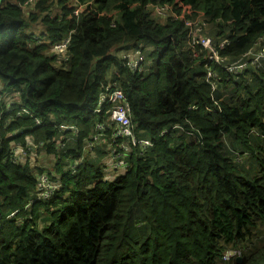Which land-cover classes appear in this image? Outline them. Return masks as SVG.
I'll return each instance as SVG.
<instances>
[{
	"label": "trees",
	"instance_id": "trees-1",
	"mask_svg": "<svg viewBox=\"0 0 264 264\" xmlns=\"http://www.w3.org/2000/svg\"><path fill=\"white\" fill-rule=\"evenodd\" d=\"M27 1L0 0V264H264V59L244 56L264 46V0ZM107 87L149 147L110 141ZM29 141L38 165L12 159ZM38 174L60 186L32 202Z\"/></svg>",
	"mask_w": 264,
	"mask_h": 264
},
{
	"label": "built area",
	"instance_id": "built-area-1",
	"mask_svg": "<svg viewBox=\"0 0 264 264\" xmlns=\"http://www.w3.org/2000/svg\"><path fill=\"white\" fill-rule=\"evenodd\" d=\"M70 2L71 3H70L69 7H70V9H72L71 10L72 15H77L81 11V9L84 7V5L79 3L77 0H72ZM54 13H59V12L57 9H55ZM38 34L36 36H38ZM36 40L39 43V39L36 38ZM69 41H70V35H67L64 39H62L61 41L54 44L52 46V49L56 53H62L66 49V47L68 46ZM201 44L206 48H210L212 51V55H210L208 57V59L217 62L218 61L217 52H216V50L211 48L210 41L204 40V41H201ZM222 46L223 45H221L220 47H222ZM253 52H254V50H251L248 53L244 54V56L249 54V56H248L249 60L254 58V57H256V59L258 61L264 59V46L260 49V51L258 53H253ZM128 57H129V55H128ZM141 61H142V58H140V53H139V57L135 63V67H137L141 63ZM258 61L253 60L252 64H256ZM256 65H260V63H258ZM246 66H247V62H244V63H241L237 66L227 67L226 69H227V71H230L233 74H237V73L241 72V70L244 69ZM207 76L210 77L211 72H208ZM212 89H213V87H212ZM106 104L108 105L107 110H106L108 112L106 120L109 123L108 129L111 131L110 132L111 133L110 141L114 142L115 138H119V137L124 136V137H127L129 139L130 144L133 145L134 147H136L137 145H139L142 148H147L150 146V140L149 139H146V140L136 139L133 136V134L131 133V120H129L130 119L129 110L126 106L124 95L120 90H117V89L111 90L109 87H107L106 90L104 92H102V94H100L99 100H98V106L95 107L93 112H95L96 114H99V112L101 110V106L106 105ZM23 111H25V109H23ZM127 116L129 117V119ZM36 123H37V125H39L40 121L36 120ZM102 126H103V124H100V123L96 124L95 129H101ZM59 127L64 128V130H67V131H73V133L78 132L77 128H75V127L73 128L71 126H65V125H60ZM98 138H99V134L97 133V136L95 138L86 142L87 144L84 146V148L88 149V148L92 147V143L96 142ZM39 143H41V142H39ZM31 149L34 151H36V149H37V144L34 143L33 141H29V145L27 144L24 147L16 146L12 152L13 161L20 160V162H23V158L25 157L26 158L25 162H26L27 161L26 153H27V151H30ZM120 149H121V151L120 150L115 151L114 147H112L111 149L107 150L108 151V157L106 160L107 164L109 165V168H111L117 172L118 171H124L127 168L126 157H125V154L123 153L122 150L127 151L128 145L125 143H121ZM140 152H141V150H140ZM78 163H80L79 167H77ZM81 164H82V162L80 159H73V160L69 161L68 165L70 166L71 171H77L82 166ZM42 178H45V179H42ZM51 180L49 179V177L46 174H41V175L38 174L37 175V194H36L34 200H32V202L49 197L56 188H59L60 183L57 181L53 182ZM230 256H233V255L228 253L226 255L225 259H228Z\"/></svg>",
	"mask_w": 264,
	"mask_h": 264
},
{
	"label": "rangeland",
	"instance_id": "rangeland-1",
	"mask_svg": "<svg viewBox=\"0 0 264 264\" xmlns=\"http://www.w3.org/2000/svg\"><path fill=\"white\" fill-rule=\"evenodd\" d=\"M32 3H33V0H29V1H27V2H25V4H29V5H31L32 6ZM160 12H162V8H159L158 9ZM38 22H35V21H33L32 22V24H31V30H32V32L33 31H35L36 33H39V30H40V28H41V25L40 24H37ZM210 29L211 28H208L207 30H206V32H209L210 31ZM34 34V33H33ZM35 35V34H34ZM36 36V35H35ZM138 57H139V52L137 51V50H135L134 52H132V53H129V58H127L124 62H126V63H128L131 67H135V63H136V61H137V59H138ZM253 60H256V61H258L257 59H256V57H254V58H252V59H250L249 61H248V63H249V65H253L252 64V61ZM261 61L262 60H260V61H258L256 64H258V63H261ZM150 67V66H149ZM214 76V73L212 72V77ZM128 117V116H127ZM128 119H129V117H128ZM130 120V119H129ZM93 130V129H92ZM39 142H36V144H37V149H36V152L34 151V150H30V151H27V153H26V157L27 158H30L31 159V161L33 162V164H35V165H38L39 164V162L41 163V159H42V156H39L38 157V159H37V157H36V153H37V150L41 147V143H39ZM96 144V142H93L92 143V146L93 145H95ZM113 144V143H112ZM112 144L110 145V147H112ZM109 147V148H110ZM114 150L115 151H119V146L117 145L115 148H114ZM101 154H102V152H101ZM101 155H99L98 156V152H96V153H94V155H93V160H98V158L100 157ZM23 157V156H22ZM25 157L23 158V162L25 163ZM48 159H50V158H43V162H44V164H46L47 162H48ZM50 161V160H49ZM79 164L80 163H78L77 164V167H79ZM81 168V167H80ZM79 168V169H80ZM78 169V170H79ZM48 171H50V167H49V169H48ZM41 175V174H40ZM113 175H115V173L113 174ZM42 179H45V178H42Z\"/></svg>",
	"mask_w": 264,
	"mask_h": 264
},
{
	"label": "water",
	"instance_id": "water-1",
	"mask_svg": "<svg viewBox=\"0 0 264 264\" xmlns=\"http://www.w3.org/2000/svg\"><path fill=\"white\" fill-rule=\"evenodd\" d=\"M119 172H122V171H119ZM113 176H114V175H113ZM113 176H112V177H113ZM235 260H236L237 263H239V262L241 261V257L238 256Z\"/></svg>",
	"mask_w": 264,
	"mask_h": 264
},
{
	"label": "flooded vegetation",
	"instance_id": "flooded-vegetation-1",
	"mask_svg": "<svg viewBox=\"0 0 264 264\" xmlns=\"http://www.w3.org/2000/svg\"><path fill=\"white\" fill-rule=\"evenodd\" d=\"M77 159H80V160H81V162H82V164H81V165H83V163H84V161H85V158H84V157H80V158H77Z\"/></svg>",
	"mask_w": 264,
	"mask_h": 264
},
{
	"label": "crops",
	"instance_id": "crops-1",
	"mask_svg": "<svg viewBox=\"0 0 264 264\" xmlns=\"http://www.w3.org/2000/svg\"><path fill=\"white\" fill-rule=\"evenodd\" d=\"M100 160H101V159H100ZM109 174H112V172H109L108 175H109ZM108 175H106V176H108ZM112 175H113V174H112ZM112 175H110V176L112 177Z\"/></svg>",
	"mask_w": 264,
	"mask_h": 264
}]
</instances>
